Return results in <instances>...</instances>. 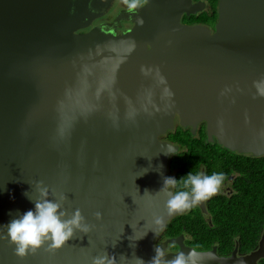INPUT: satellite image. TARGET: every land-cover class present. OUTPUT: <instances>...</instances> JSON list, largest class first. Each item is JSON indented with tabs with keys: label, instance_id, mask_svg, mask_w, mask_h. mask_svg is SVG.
Returning a JSON list of instances; mask_svg holds the SVG:
<instances>
[{
	"label": "water",
	"instance_id": "water-1",
	"mask_svg": "<svg viewBox=\"0 0 264 264\" xmlns=\"http://www.w3.org/2000/svg\"><path fill=\"white\" fill-rule=\"evenodd\" d=\"M88 2L0 0V237L12 219L34 210L37 181L49 199L64 195L62 210L79 208L90 226L23 258L0 238V264H92L105 251L117 264H136L134 256L147 262L167 241L179 251L165 259L195 250L181 236L152 243L168 218V197L157 191L166 157L177 150L158 135L173 128L179 105L185 120L187 103L216 104L221 111L206 117L209 138L264 154V0L223 10L211 35L142 15L126 35L77 33L91 14ZM179 46L193 48L187 71V58L172 51ZM197 82L200 94L190 85ZM195 251L197 264H227L236 248L214 260L215 247ZM263 251L264 231L250 253Z\"/></svg>",
	"mask_w": 264,
	"mask_h": 264
},
{
	"label": "flooded vegetation",
	"instance_id": "flooded-vegetation-1",
	"mask_svg": "<svg viewBox=\"0 0 264 264\" xmlns=\"http://www.w3.org/2000/svg\"><path fill=\"white\" fill-rule=\"evenodd\" d=\"M253 0H141L135 9H129L128 4L124 0H89L88 6L91 14L79 22L76 32L84 33L92 28H100L116 35H126L130 33L143 18L139 15L151 17L148 22H156V25H165L170 22L180 24L182 26L196 27L202 29L211 35L215 31V26L222 16V11L227 9L233 10L235 4L246 8ZM229 7H226V6ZM237 19L231 20L235 23ZM208 36V35H207ZM206 37V35H205ZM200 41V40H199ZM146 48H151L150 44L145 40ZM220 48L225 49L220 46ZM172 51L179 53L187 58L184 63V71L190 61L193 48L177 47ZM196 79H201L197 77ZM197 94L203 88L202 82L191 83ZM207 85V83L205 84ZM191 106L186 115V119H181L184 105L177 106L173 111V128L166 129L158 135L161 141L169 142L177 146L176 151L168 153L166 157V165L164 171L165 176H172L179 180L186 176L189 172L203 173L211 175L213 173H224L226 179L223 181L219 191L209 199L202 201L191 208L182 212H173L168 214L164 225L155 233L152 243L159 246L168 239L177 238L179 236L183 245L192 247L197 251H211L215 247L216 256L210 255L211 259H219L221 257L231 256L234 248L235 258L227 264H235L238 258H243V264H260L261 257L250 253L258 249L264 227L260 232L257 243L254 248L247 252L241 251L238 242L235 239L228 251H222L221 247L211 244L207 248H201L193 245L191 242L198 240L201 236L196 235L195 231L188 228V224L196 220H205L208 224L210 219L218 215L215 211L221 208H228L232 200L238 205V217L252 216V213L242 212V204L246 203V196H250V190L247 188L249 179L245 178L242 160L248 161L256 158L257 153L251 150L230 149L220 145L217 137L211 134V139L207 135V116L213 118L216 108L212 106H204L200 102L187 103ZM189 139L191 146H180L183 140ZM182 144V143H181ZM196 145V146H193ZM257 151V149H254ZM264 155V154H263ZM177 187L171 189L173 192L178 190ZM165 194V193H164ZM166 195V194H165ZM167 196V195H166ZM208 230L209 228H206ZM165 253H176L179 251V244L167 241L163 246ZM264 253V251H263ZM262 256V255H261ZM209 264H213L210 262ZM215 264H221L216 262Z\"/></svg>",
	"mask_w": 264,
	"mask_h": 264
},
{
	"label": "clouds",
	"instance_id": "clouds-1",
	"mask_svg": "<svg viewBox=\"0 0 264 264\" xmlns=\"http://www.w3.org/2000/svg\"><path fill=\"white\" fill-rule=\"evenodd\" d=\"M124 2L128 4L129 9H135L141 0H124ZM261 95H264V90L261 91ZM225 179L224 173L206 175L189 172L179 180L165 176L163 185L157 193L164 192L167 195L165 206L169 213L182 212L215 195ZM178 182L180 187L173 192L171 189L176 188ZM35 187L39 196L34 200V210L30 209L12 219L4 226L7 229L6 237H0L8 239L10 244L15 245V255L21 258L29 252L34 253L45 242L50 241L49 250L57 249L72 238L75 230L83 232L90 230L79 208L72 213L66 209L62 210V201L66 199L64 195L61 194L56 200L49 199V190L43 181H37ZM145 193L149 192L146 190ZM95 215L97 218L101 216L99 212ZM64 217L69 218L64 219ZM165 256L164 250L156 247L155 255L149 261L145 262L136 256L134 258L136 264H197L199 259V254L195 250L188 253L180 252L172 259H165ZM120 258L126 257L121 255ZM92 264H117V261L115 256H110L105 251L102 255L93 257Z\"/></svg>",
	"mask_w": 264,
	"mask_h": 264
},
{
	"label": "trees",
	"instance_id": "trees-1",
	"mask_svg": "<svg viewBox=\"0 0 264 264\" xmlns=\"http://www.w3.org/2000/svg\"><path fill=\"white\" fill-rule=\"evenodd\" d=\"M189 139L183 140L180 146H191ZM193 146H196L193 144ZM246 165L243 170L245 178L249 179L247 188L250 196H246V203L242 204L241 211L252 213V216L238 217V205L232 200L227 204L228 208H219L215 212L218 215L210 219L208 224L205 220H196L188 224V228L201 236L191 243L201 248H207L211 244L221 247L222 251H228L234 240L238 242L239 249L247 252L255 247L261 230L264 227V155L260 154L256 158L248 161H241ZM209 228L208 230L205 229ZM260 264H264V255L260 259Z\"/></svg>",
	"mask_w": 264,
	"mask_h": 264
}]
</instances>
